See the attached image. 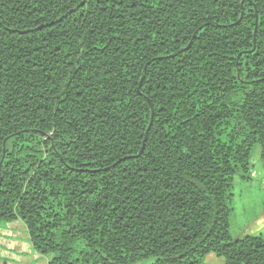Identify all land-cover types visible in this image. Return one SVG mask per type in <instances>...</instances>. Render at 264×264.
I'll use <instances>...</instances> for the list:
<instances>
[{
    "label": "trees",
    "instance_id": "1",
    "mask_svg": "<svg viewBox=\"0 0 264 264\" xmlns=\"http://www.w3.org/2000/svg\"><path fill=\"white\" fill-rule=\"evenodd\" d=\"M255 145L264 0H0V225L48 264H264Z\"/></svg>",
    "mask_w": 264,
    "mask_h": 264
},
{
    "label": "rangeland",
    "instance_id": "2",
    "mask_svg": "<svg viewBox=\"0 0 264 264\" xmlns=\"http://www.w3.org/2000/svg\"><path fill=\"white\" fill-rule=\"evenodd\" d=\"M251 165L254 177L242 181L235 176L230 189L232 212L229 230L233 240L246 235L261 236L264 239V168L258 145L252 149ZM205 262L223 264V259L209 254Z\"/></svg>",
    "mask_w": 264,
    "mask_h": 264
},
{
    "label": "crops",
    "instance_id": "3",
    "mask_svg": "<svg viewBox=\"0 0 264 264\" xmlns=\"http://www.w3.org/2000/svg\"><path fill=\"white\" fill-rule=\"evenodd\" d=\"M26 234L20 221L0 225V264H48L46 257L34 252Z\"/></svg>",
    "mask_w": 264,
    "mask_h": 264
},
{
    "label": "water",
    "instance_id": "4",
    "mask_svg": "<svg viewBox=\"0 0 264 264\" xmlns=\"http://www.w3.org/2000/svg\"><path fill=\"white\" fill-rule=\"evenodd\" d=\"M256 24H257V12L255 11V28H256ZM190 45H191V43H189L188 46H187L184 50L188 49V48L190 47ZM150 107H151V109H152L151 104H150ZM152 116H153V114H152V112H151V117H152ZM151 122H152V121H150V124H149V126H148V128H147V131H146V133H145V137H144L143 142H142V147H141V149H140V151H139V153H138L137 156L141 155V153H142V151H143L144 143H145V141H146V135H147V132H148L149 129H150Z\"/></svg>",
    "mask_w": 264,
    "mask_h": 264
}]
</instances>
